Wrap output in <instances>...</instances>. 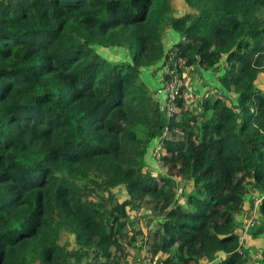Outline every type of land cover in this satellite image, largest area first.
Returning <instances> with one entry per match:
<instances>
[{
  "label": "trees",
  "instance_id": "obj_1",
  "mask_svg": "<svg viewBox=\"0 0 264 264\" xmlns=\"http://www.w3.org/2000/svg\"><path fill=\"white\" fill-rule=\"evenodd\" d=\"M180 1L0 0V264H132L130 249L249 264L237 217L261 195L264 235V0ZM160 64L236 98L195 104L181 85L167 118L141 78ZM158 144L178 180L147 169Z\"/></svg>",
  "mask_w": 264,
  "mask_h": 264
},
{
  "label": "rangeland",
  "instance_id": "obj_2",
  "mask_svg": "<svg viewBox=\"0 0 264 264\" xmlns=\"http://www.w3.org/2000/svg\"><path fill=\"white\" fill-rule=\"evenodd\" d=\"M173 3H174V8L177 9L176 11L180 12V10H182V8H183L182 7V2L180 0H172V4ZM103 56L107 57V58H112L114 60L125 59V56L123 54H120V56H118V57H114L112 55L108 56L107 53H103ZM194 76H195L194 72L189 70L186 73V77H184V75L181 77V81L180 82H181V85H183L185 87V92L188 95L189 100L194 101V103L196 104V101L199 99V96L197 94H194V93H196L194 91L195 86L193 84L194 81H195V77ZM205 82H206L205 85L203 84V81H202V83H198V87H200V85L202 84L201 88H208L209 82L208 81H205ZM260 83H262V80H260ZM258 84H259V82H258ZM160 87H157L156 90L159 89ZM208 89H210V88H208ZM199 91H201V90L199 89ZM204 92L205 91H203V93ZM189 96H191L192 98H190ZM235 98L236 97H234L232 95L227 97L226 98L227 99L226 103H230L231 100L232 99L234 100ZM154 149H153V152H151V150H149L150 152H149L148 160H147V169L152 174H154L155 176H158L160 174H163V175L167 174L168 176L173 177L176 180H178L179 179V170L176 169L175 167H171L169 165L164 166V164H163V162L161 160L162 152H161L160 156L157 157V155L154 152ZM113 193L115 194V196L117 198V201L119 203H122L125 199H127V195H126L123 187L115 189L113 191ZM147 218H148V215H147V213H146V211L144 209L141 210L139 213L134 212V213L129 214V220L127 222L130 225V227H132L134 229L135 233L138 234L137 240L139 242H140V240H141V238L143 236L142 234L143 233L145 234V232L147 230L148 226L146 227V225H145V220H147ZM70 241L72 242L71 239H70ZM135 244L138 245V242H136ZM245 250H246V247H245ZM129 252H130V262H132V264H138L137 260H136V256L134 255L135 254V250L130 249ZM255 255L259 256V261L263 260V256H262L261 253L257 252V253H255ZM141 264H150V263H148V260H147L146 263H141ZM255 264H259V263H255Z\"/></svg>",
  "mask_w": 264,
  "mask_h": 264
},
{
  "label": "built area",
  "instance_id": "obj_3",
  "mask_svg": "<svg viewBox=\"0 0 264 264\" xmlns=\"http://www.w3.org/2000/svg\"><path fill=\"white\" fill-rule=\"evenodd\" d=\"M168 80L159 88L156 90V94L160 98V102L162 104V109L164 111V114L167 118H170V116L175 111V102L179 94V88L181 86V80L177 76V71L175 68L173 69H166ZM202 97L204 99L207 98H214L221 101H226L225 97L223 96L222 92L219 89H212L207 90L202 94ZM163 137L166 136V132L162 134ZM154 152L157 155V157L161 154V146L158 144L154 147ZM253 202H252V209L248 213V217L245 219V223L243 227L241 228V232L245 233L247 231H251L256 227V221H257V212L262 202L261 195L252 194ZM244 234L241 237L240 240V249L243 248L245 250L244 246ZM247 251V248H246ZM249 259V264H255L260 263L259 256L255 255V253H251L247 255Z\"/></svg>",
  "mask_w": 264,
  "mask_h": 264
},
{
  "label": "crops",
  "instance_id": "obj_4",
  "mask_svg": "<svg viewBox=\"0 0 264 264\" xmlns=\"http://www.w3.org/2000/svg\"><path fill=\"white\" fill-rule=\"evenodd\" d=\"M184 10V9H183ZM180 13V12H179ZM165 40L167 41V46L172 45L173 42H175L177 40V36L171 32H169L167 34V36L165 37ZM164 40V41H165ZM193 69H198V68H193ZM167 75V71H166V67H163L161 64L151 68V69H146L143 70L142 74H141V78L142 80L145 82V84L151 89H153V91L157 88L160 87L161 85H163L165 83V79H166ZM184 77H186V74H184ZM168 80V78H167ZM210 86H216L215 84H211ZM199 89L201 91H199ZM208 88H201L198 87L197 88V92L194 94H197L199 97H201L203 91H205ZM190 98H192L191 96H189ZM245 208L242 214H240L237 217V221L240 224V227L242 228L244 223H245V219L247 218V215L244 214L245 211L248 212L252 209V202H253V197L252 196H248L245 200ZM250 209V210H249ZM240 228V230H241ZM252 231V230H251ZM251 231H247L245 233H242L243 239H244V246L247 248V252L248 254L251 253H261L263 256V260L260 261L259 264H264V235H260L258 237H254L251 234ZM242 237V236H241ZM147 260H142V263H146ZM140 264V263H138Z\"/></svg>",
  "mask_w": 264,
  "mask_h": 264
},
{
  "label": "water",
  "instance_id": "obj_5",
  "mask_svg": "<svg viewBox=\"0 0 264 264\" xmlns=\"http://www.w3.org/2000/svg\"><path fill=\"white\" fill-rule=\"evenodd\" d=\"M168 76H166L165 82L167 81Z\"/></svg>",
  "mask_w": 264,
  "mask_h": 264
}]
</instances>
